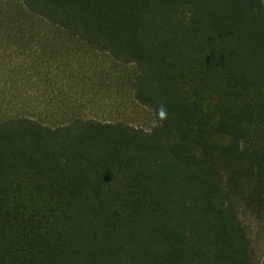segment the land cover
<instances>
[{"label":"trees","instance_id":"1","mask_svg":"<svg viewBox=\"0 0 264 264\" xmlns=\"http://www.w3.org/2000/svg\"><path fill=\"white\" fill-rule=\"evenodd\" d=\"M19 1L135 65L155 124L0 120V264H260L264 0Z\"/></svg>","mask_w":264,"mask_h":264},{"label":"rangeland","instance_id":"2","mask_svg":"<svg viewBox=\"0 0 264 264\" xmlns=\"http://www.w3.org/2000/svg\"><path fill=\"white\" fill-rule=\"evenodd\" d=\"M0 0V120L28 115L57 125L75 115L149 129L151 109L134 99L135 65H125ZM264 264V231L254 221Z\"/></svg>","mask_w":264,"mask_h":264},{"label":"clouds","instance_id":"3","mask_svg":"<svg viewBox=\"0 0 264 264\" xmlns=\"http://www.w3.org/2000/svg\"><path fill=\"white\" fill-rule=\"evenodd\" d=\"M157 117L160 123L169 118V113L165 105L161 104L157 110Z\"/></svg>","mask_w":264,"mask_h":264}]
</instances>
